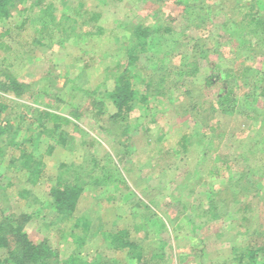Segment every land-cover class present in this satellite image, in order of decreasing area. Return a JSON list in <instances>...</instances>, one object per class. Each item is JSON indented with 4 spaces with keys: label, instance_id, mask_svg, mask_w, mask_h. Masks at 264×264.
<instances>
[{
    "label": "rangeland",
    "instance_id": "obj_1",
    "mask_svg": "<svg viewBox=\"0 0 264 264\" xmlns=\"http://www.w3.org/2000/svg\"><path fill=\"white\" fill-rule=\"evenodd\" d=\"M242 1L249 0H205L210 15L199 27L202 17L175 0L21 1L0 23V34L7 30L0 35V68L30 90L23 97L1 89L0 94L11 106L50 103L68 116L71 122L64 128L70 145L60 150L59 159L80 162L95 156L100 181L85 186L68 219L52 202L55 160L46 157L42 177L33 185L26 168L5 163L0 166V221L12 215L34 242L47 240L58 252L52 264H66L71 253L88 260L100 253L103 264H264V249L251 262L239 261L264 246V98L254 88L264 70V31L235 23L249 21V8L235 7ZM63 16L75 20L70 28L90 35L78 42L75 35L64 37L58 24ZM45 20L54 21L51 31L37 33ZM137 24L161 28L150 49L170 52L164 62L170 69L198 49L199 71L184 77L174 70L176 82L164 95L149 96L122 121L112 116L116 108L105 99L114 80L101 83L117 62H125ZM166 27L171 30L163 31ZM199 38L203 49L195 47ZM151 52L141 53L132 69L133 87L142 93L147 80L156 82L163 73L152 67ZM246 64L252 69L244 81L231 78L235 111H221L216 98L227 90L228 68ZM193 104H199L200 113L191 110ZM26 188L31 193L24 198L20 192ZM76 217L91 223L86 232L82 226L75 229L86 237L82 245L70 237ZM119 229L129 230L135 250L117 249L106 238ZM7 253L0 248L2 258Z\"/></svg>",
    "mask_w": 264,
    "mask_h": 264
},
{
    "label": "trees",
    "instance_id": "obj_2",
    "mask_svg": "<svg viewBox=\"0 0 264 264\" xmlns=\"http://www.w3.org/2000/svg\"><path fill=\"white\" fill-rule=\"evenodd\" d=\"M21 1L23 0H0V23L11 17L13 11L16 10ZM175 1L180 5L184 3L186 12L202 17L196 23L198 27L205 24L204 22L208 20L210 9L205 5V0ZM235 7L237 9L249 8V12H246L249 21L247 20L244 23L242 19L241 21L235 20V23L245 27L255 24L260 26L264 31V0L236 2ZM226 13L228 14V12ZM51 21L45 20L40 29L37 30V33H49L52 27L51 24L54 22L53 20ZM72 21L75 22L71 16H63V19L58 22L60 25L59 29L62 31L64 37L70 38L72 37L71 35H75L74 39L78 42L83 36L90 35L91 32L89 30L79 32L70 28ZM97 30L98 32L102 31L100 27ZM170 30L169 27H166L163 31L169 32ZM156 32H162L161 28L137 24L131 30L128 38V44L124 51L125 62H117L114 67L116 70L110 73L111 76L107 73L109 75H106L105 80L101 83L107 85L109 79L112 78L114 80L113 86L105 90V99L111 100L115 106L116 112L112 115L115 119L127 121L129 114L138 103L145 105L148 102L149 96L164 95L172 87L171 82H176L173 79L174 77H172L174 70L176 75L180 73L184 77H192L199 71L198 49H196L197 51L193 53L194 55L188 61L183 60L180 62L181 65L170 69L164 63L169 57L170 52L163 54L162 51L155 48L150 49L152 46L151 37ZM5 33H7V30L0 35L3 36ZM203 42V38H199L196 41L195 47L200 46V49H203L202 46L205 43ZM0 45H2V42H0ZM147 50L152 51L149 58L152 67L156 71H162L163 73L156 77V82L144 78V81L145 79L147 80V89L145 93H142L133 87L132 80L137 75L132 73V69L137 68L140 54ZM200 53H203V50H200ZM262 53L264 54V50H262ZM251 69L252 64H246V66H243L239 70L236 69V71L229 70L228 68L225 78L227 90L216 98L215 106L218 109L223 112L235 111L236 96L234 89L231 88L233 84L231 78L233 77L237 82L240 80L244 81ZM261 72L259 82L254 85V88L259 90V94L257 95L264 98V70ZM0 75L2 76L0 77V89L2 91L13 93L17 97H23L30 90L28 84L21 82L6 68H0ZM9 102L10 99L5 94H0V166L6 163L9 167L14 165L18 169L26 168L29 171L27 181L33 185L42 177L46 165V157H49L52 161L55 160L57 170L55 184L51 189L52 202L57 212L63 217L68 219L73 218V213L85 186L100 181L95 174V169L99 164L98 159L91 155L90 157L85 156L84 161L80 162H65L60 160V150L70 145V133L64 128V125L70 123L71 119L54 110L50 103L41 108L33 107L27 103H18L11 106ZM99 105V111H102L103 101L101 99ZM191 110H195L198 114L201 112V107L199 104H193ZM5 112L6 115L2 116ZM27 118H31V120L26 122ZM36 129H38L37 132ZM245 189L247 190L248 188L245 187ZM30 193L31 189L29 188L20 192L24 198L29 197ZM212 203L215 209L218 208V200ZM247 207L248 204H245L244 208L247 209ZM214 215H219V213L216 211ZM76 221L77 223L69 231L70 237L73 238L72 243L82 245L86 237L83 234L80 235L75 232V229L82 226L86 232L91 223L87 219L83 221L77 217ZM60 231H63V229L60 228ZM106 238L117 249L129 248L135 250L138 247L136 241L130 237L128 229L108 232L106 233ZM0 248H6L8 252L4 258L0 255V264H52L51 257L58 254L56 249L47 240L37 243L30 239L28 233L23 229L21 221L14 219L12 215L5 216L0 221ZM263 249L264 246L260 245L257 249L250 250L245 256H241L239 261H244V257H246V260L251 262L255 260L258 254L257 250L263 251ZM104 262L100 253L90 260L84 259L75 253H71L66 259V264H103Z\"/></svg>",
    "mask_w": 264,
    "mask_h": 264
}]
</instances>
